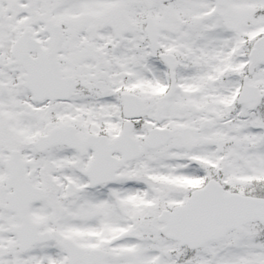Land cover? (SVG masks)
Masks as SVG:
<instances>
[{
    "label": "snow or ice",
    "instance_id": "snow-or-ice-1",
    "mask_svg": "<svg viewBox=\"0 0 264 264\" xmlns=\"http://www.w3.org/2000/svg\"><path fill=\"white\" fill-rule=\"evenodd\" d=\"M0 264H264V0H0Z\"/></svg>",
    "mask_w": 264,
    "mask_h": 264
}]
</instances>
